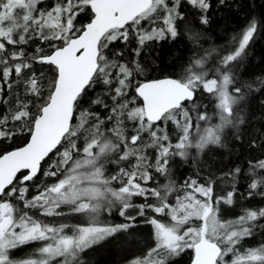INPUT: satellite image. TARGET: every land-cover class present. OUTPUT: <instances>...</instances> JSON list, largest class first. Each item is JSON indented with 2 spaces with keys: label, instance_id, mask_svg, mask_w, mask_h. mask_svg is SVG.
I'll return each mask as SVG.
<instances>
[{
  "label": "snow or ice",
  "instance_id": "obj_1",
  "mask_svg": "<svg viewBox=\"0 0 264 264\" xmlns=\"http://www.w3.org/2000/svg\"><path fill=\"white\" fill-rule=\"evenodd\" d=\"M43 2L0 0V104L6 107L0 112V143L11 142L0 148V264H81L85 250L134 228L137 217L152 226L154 246L129 264H170L187 250L193 253L191 264H264V244L239 248L242 240L253 235L255 222L264 218V208L245 210L238 218L222 222L218 206L231 205L235 189L214 197L212 182L190 180L177 188L169 180L158 187L147 186L153 180L150 169L167 175L173 157L186 159L191 149L202 153L220 145L225 129L242 123L234 107L243 96L239 87L230 91L234 76L228 69L253 40L255 19L239 38H233L234 51L221 57L212 78L204 67L210 54L206 53L193 59L179 78L134 83L141 65L109 60L106 51L113 42L127 44L135 37L139 47L133 51L138 56L146 42L176 38V22L183 19L178 11L181 0H55L47 9L41 7ZM188 2L202 13L211 7L210 0ZM81 15H88V22L78 26ZM157 18L163 27H142V22L155 24ZM200 22L208 24L207 16L202 15ZM32 44L33 52L27 53L25 48ZM35 64L53 70L46 88L42 74L38 77L32 71ZM97 85L106 87L105 95L111 100L110 105L100 98L92 101L109 113L103 119L88 109L80 110L82 98ZM20 87L23 94L17 91ZM201 92L214 97L217 123H211L213 117L197 103ZM6 97L14 98V107L7 108ZM126 122L134 125L130 136ZM169 123L181 133L175 143L169 137ZM17 138L22 144L13 147ZM148 149L155 153L154 163ZM48 160L43 175L54 182L36 185V194L28 198L27 182L34 181L42 162ZM122 162H129L128 166H119ZM112 164L118 171L109 175ZM24 170L27 174L18 176ZM256 170L264 173V159L252 165L251 190L264 185V175ZM134 197L145 202L134 205ZM114 207L127 222L102 221L101 214ZM133 207L137 215H127ZM24 209H38L45 217L81 216L85 222L52 225ZM32 242H42L32 257H11L12 250Z\"/></svg>",
  "mask_w": 264,
  "mask_h": 264
},
{
  "label": "trees",
  "instance_id": "obj_2",
  "mask_svg": "<svg viewBox=\"0 0 264 264\" xmlns=\"http://www.w3.org/2000/svg\"><path fill=\"white\" fill-rule=\"evenodd\" d=\"M55 0H44L41 7L49 8ZM211 7L206 13H202L199 8L193 7L188 1L180 3L178 11L182 14L183 19L176 22L178 35L176 38L168 36L163 40H154L146 42L140 48L139 55H135L134 49L139 45L135 37H131L127 44L119 41L113 42L106 51L109 60H115L118 63H127L130 67H134L133 62L136 61L141 65L142 71L135 75L134 83L158 78L162 76H173L179 78L184 69L195 58H201L207 55L205 61V70L209 72V77L217 75L216 69L220 67V59L223 55L234 51L236 43L233 38H239L243 30L253 19L257 22V31L253 40L246 49L245 54L237 61L233 62L228 71L234 76V85L239 87L243 98L240 104L234 107V114L242 123L237 124L235 128L225 129L220 145H211L202 153L189 150V156L186 159L173 157L169 163V172L167 175L161 176L154 170L150 169L153 180L149 182L148 187H158L172 180L177 188L182 187L185 181L196 180L201 184L207 185L212 182L214 189V197L226 196L228 191L235 189L233 203L231 205L221 202L219 204V218L222 222L234 220L245 213V210H260L264 208V185L256 190H251L248 185L252 182V165L257 161L264 159V0H210ZM206 15L208 24H202L201 17ZM88 22V15H81L77 19L78 26ZM147 21L142 22V27H152ZM35 44L25 48L27 53H32ZM215 49V51H212ZM49 49L44 48V52L48 53ZM122 52V56H116V52ZM222 71L224 69H221ZM32 71L39 77L43 76L42 83L47 87L48 82L53 76V70L47 65L35 64ZM29 75V73H25ZM114 87V85H113ZM23 94V87L17 89ZM107 91L103 85H97L94 89H90L85 97L81 100L80 110L88 109L98 114L102 119L109 113L102 105L92 104V101L100 98L105 103L111 104L110 97L105 95ZM134 95V91L130 93ZM10 103L7 108L14 107V98L6 97ZM140 101H137L138 106ZM198 104L205 106L202 111H207L213 119L211 123H215V99L209 94L201 92ZM6 111V107L0 104V112ZM133 122H126L125 128L128 129L130 136ZM204 123H201V127ZM108 127H111L109 124ZM169 137L175 143L181 134L178 129L171 123L167 125ZM148 142L147 134L143 137ZM5 141L0 143V148ZM22 140L17 138L12 146L21 145ZM10 150V149H8ZM147 153L153 158L154 151L148 149ZM55 159V156H52ZM134 162V161H132ZM51 160L42 162V171L32 182H27L29 186L28 198L36 194V185H43L54 182L52 178L45 177L43 172L48 169ZM129 162H122L119 166L127 167ZM239 168L240 172L235 173L234 170ZM118 166L115 164L107 168L109 175L115 174ZM23 171L19 175H23ZM258 175H264L260 170H256ZM19 186V185H18ZM114 187L119 185L115 184ZM253 194L248 195L249 192ZM175 195V194H174ZM174 195L170 197V202H174ZM133 204L138 205L144 203L142 198L134 197ZM149 203H155L149 200ZM13 203L23 209V205L13 199ZM28 211L36 219H44L49 221L61 217H45L41 215L38 209H24ZM67 212V209H64ZM136 207L130 208L127 215H137ZM152 216L153 213H147ZM66 216V215H65ZM71 216L77 219V224H82L85 219L81 216ZM67 217V216H66ZM161 218L160 216L157 217ZM162 219V218H161ZM42 221V220H41ZM68 220L61 221L65 223ZM45 222V221H42ZM106 224H121L127 222L124 217L119 215L118 208L114 207L110 213H106ZM151 225L144 222L143 217H137L136 226L127 232H120L114 236L107 238L105 243L96 245L92 250H98L91 253V259L87 251L86 262L81 264H129V261L135 257L145 254L152 238ZM264 244V218L255 222L253 235L241 241L240 251H244L249 247H257ZM101 245V246H100ZM30 244L23 246L27 247ZM148 247V248H147ZM88 250V249H87ZM87 253V254H86ZM191 250L181 253L174 257L170 264H189L191 260ZM88 258L90 259L89 261Z\"/></svg>",
  "mask_w": 264,
  "mask_h": 264
},
{
  "label": "rangeland",
  "instance_id": "obj_3",
  "mask_svg": "<svg viewBox=\"0 0 264 264\" xmlns=\"http://www.w3.org/2000/svg\"><path fill=\"white\" fill-rule=\"evenodd\" d=\"M155 26V25H154ZM153 27V26H152ZM156 27V26H155ZM151 29V27H147L146 28V30H150ZM240 102H241V100H240ZM240 102L238 103V104H240ZM214 122L215 123H217L218 122V120H217V118H216V116H215V120H214ZM202 123V122H201ZM204 123V122H203ZM194 151H196L195 149H193ZM106 213L107 212H105V213H102L101 214V219H102V221H104L105 222V220H106ZM67 216V217H66ZM66 216H63V217H61V218H57V219H55V220H49V221H46V220H44V219H38V220H42V221H45L44 223H49V224H52V225H58V224H60V222L61 221H65V220H68V221H66L65 223H68V224H77V222L76 221H73V220H71L72 219V217L71 216H68V215H66ZM162 218V219H161ZM161 218H159V219H161L163 222H168V218L167 217H161ZM106 223V222H105ZM108 224H110V225H115L114 223L113 224H111L110 222L108 223ZM152 227V226H151ZM152 230V238H151V243L152 244H150V246H148L149 248L150 247H152V246H154V240H153V229H151ZM67 232H68V234H71V231L70 230H66ZM107 240V239H106ZM105 240V241H106ZM105 241H103V242H101V243H99V244H103V243H105ZM30 244H34V245H36V246H34V247H32V251H33V255H34V253H35V250L36 249H38L39 247H41L42 246V242H32V243H30ZM98 244V245H99ZM101 246V245H100ZM94 248H96V245L95 246H93ZM93 247H91V248H93ZM147 247V248H148ZM29 248H31V247H29ZM91 248H89L88 250H85V251H87V253L89 252V250L91 249ZM148 248V249H149ZM97 249V248H96ZM90 250V252L88 253V256H89V258L91 259V253L93 252V253H96L98 250ZM148 249H146L144 252L146 253L147 252V250ZM26 250V248L24 247L23 248V246H20L19 248H17V249H15V250H12L11 251V253H10V255H11V257L14 259V260H22V254H23V252ZM86 253V254H87ZM192 253V252H191ZM85 254V252H83L82 254H81V256H80V262L81 263H83V262H86V259H87V255H84ZM32 255V256H33ZM31 256V257H32ZM192 256V255H191ZM88 258V260L87 261H89L90 259Z\"/></svg>",
  "mask_w": 264,
  "mask_h": 264
},
{
  "label": "flooded vegetation",
  "instance_id": "obj_4",
  "mask_svg": "<svg viewBox=\"0 0 264 264\" xmlns=\"http://www.w3.org/2000/svg\"><path fill=\"white\" fill-rule=\"evenodd\" d=\"M182 1H185V2H187L188 0H181V2ZM169 2L170 3H172L173 2V0H169ZM160 20H161V18H157L156 19V23L154 24L156 27H163V24L160 22ZM164 77H173V76H162V77H158V78H151V79H148V80H152V79H161V78H164ZM174 78V77H173ZM144 81H146V80H144ZM144 81H141V82H144ZM140 104V103H139ZM73 221H76L77 222V219H74ZM29 245V244H28ZM37 245V244H36ZM36 245H34V244H30V246H27V247H25L26 248V250L23 252V254H22V260L23 259H27V258H29V257H31L33 254V251H32V247H34V246H36ZM23 246H25V245H23ZM29 247H31V248H29Z\"/></svg>",
  "mask_w": 264,
  "mask_h": 264
},
{
  "label": "water",
  "instance_id": "obj_5",
  "mask_svg": "<svg viewBox=\"0 0 264 264\" xmlns=\"http://www.w3.org/2000/svg\"><path fill=\"white\" fill-rule=\"evenodd\" d=\"M24 171L26 172L25 174H27V171L26 170H24ZM192 255H193V253H192ZM189 264H191V260H190Z\"/></svg>",
  "mask_w": 264,
  "mask_h": 264
}]
</instances>
